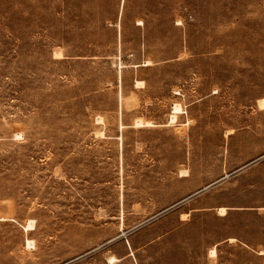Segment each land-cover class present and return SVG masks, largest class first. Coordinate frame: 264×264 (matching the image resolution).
I'll use <instances>...</instances> for the list:
<instances>
[{
	"label": "rangeland",
	"instance_id": "374dc122",
	"mask_svg": "<svg viewBox=\"0 0 264 264\" xmlns=\"http://www.w3.org/2000/svg\"><path fill=\"white\" fill-rule=\"evenodd\" d=\"M261 99L264 0H0V264H264Z\"/></svg>",
	"mask_w": 264,
	"mask_h": 264
},
{
	"label": "bare ground",
	"instance_id": "6f19581e",
	"mask_svg": "<svg viewBox=\"0 0 264 264\" xmlns=\"http://www.w3.org/2000/svg\"><path fill=\"white\" fill-rule=\"evenodd\" d=\"M145 65H150L149 62H145ZM145 83L143 81H138L137 82V85L138 86H143ZM259 106L261 109H264V99H261L259 100ZM183 113V109L180 105H174L173 107V115L170 117V123H175L177 118H178V115L182 114ZM139 121V119H138ZM137 121V127H143V126H151V123L147 122V123H142L140 120L139 122ZM181 176L182 177H187L188 176V173L187 172H181ZM226 211L227 209L225 208H219L218 209V215L219 216H225L226 215ZM187 215H182V218L186 217ZM185 219V218H184ZM23 229L27 232L29 231H33L34 230V227H33V223L30 221L29 224L25 227H23ZM234 241V240H233ZM34 244L33 241H28L27 242V246L28 247H31L32 245ZM211 256H216V250L215 249H212L211 252H210ZM262 255H264V251L261 252ZM109 260V264H116L119 260L115 257H111L108 259Z\"/></svg>",
	"mask_w": 264,
	"mask_h": 264
},
{
	"label": "water",
	"instance_id": "95a60500",
	"mask_svg": "<svg viewBox=\"0 0 264 264\" xmlns=\"http://www.w3.org/2000/svg\"><path fill=\"white\" fill-rule=\"evenodd\" d=\"M209 187H211V186H209ZM209 187H208V188H209ZM204 190H206V189H204ZM204 190H202V191H204ZM202 191H200V192H202ZM200 192H199V193H200ZM193 196H194V195H193ZM177 205H178V204H177ZM177 205H175V206H177ZM175 206H174V207H175ZM169 210H170V209H169ZM169 210H167V211H169ZM167 211H165V212H167ZM165 212H163V213H165ZM163 213H162V214H163ZM157 217H158V216H157ZM155 218H156V217H155ZM155 218H154V219H155ZM152 220H153V219H152Z\"/></svg>",
	"mask_w": 264,
	"mask_h": 264
},
{
	"label": "crops",
	"instance_id": "0c3cea01",
	"mask_svg": "<svg viewBox=\"0 0 264 264\" xmlns=\"http://www.w3.org/2000/svg\"><path fill=\"white\" fill-rule=\"evenodd\" d=\"M212 249H215V250H216V248H215V247H213ZM212 249H211V250H212ZM210 252H211V251H210ZM216 255H217V250H216ZM212 257H216V256H212Z\"/></svg>",
	"mask_w": 264,
	"mask_h": 264
}]
</instances>
